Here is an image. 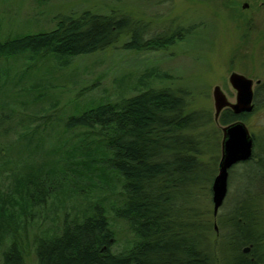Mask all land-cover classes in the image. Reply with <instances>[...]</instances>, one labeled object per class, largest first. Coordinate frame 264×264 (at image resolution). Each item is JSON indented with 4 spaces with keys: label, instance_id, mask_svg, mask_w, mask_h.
I'll list each match as a JSON object with an SVG mask.
<instances>
[{
    "label": "rangeland",
    "instance_id": "1",
    "mask_svg": "<svg viewBox=\"0 0 264 264\" xmlns=\"http://www.w3.org/2000/svg\"><path fill=\"white\" fill-rule=\"evenodd\" d=\"M86 10L128 14L148 22L150 36L181 31L183 38H176L174 44L161 50L132 51L123 47L128 39L124 34L116 43L92 54L69 58L27 52L0 60L2 75L10 71L0 91V111L14 117L13 125L21 115L24 124L0 136V215L4 217L6 208L17 216L0 222V259L10 243L17 240L27 261L34 262L38 238L55 236L66 217L78 219L97 202L105 206L116 232L114 252L129 249L137 239L127 221L114 212V207L124 202L122 176L104 162L100 145L85 148L96 135L89 136L81 127L65 132L63 118L89 105L119 101L148 88H170L186 98L188 111H198L206 117L207 122L192 134L200 144L203 168H216L215 178L224 126L215 120V86L219 85L235 102L237 92L229 82L232 71L252 78L254 92L256 81L264 82V0H0V35L6 38L9 33L49 30L58 16ZM256 100L258 109L245 122L252 136H263L257 146L261 153L264 94ZM48 113L60 122L52 130L48 128L53 134L49 137L44 134L45 128L38 126L43 122L41 115ZM36 126V132L28 131ZM32 139L35 145L29 144ZM253 153L249 162L231 169L228 193L217 217L212 190L207 189V184L195 188L192 209L197 212L196 219L209 226L205 233L211 243H229L233 232L242 229L236 222L245 215L249 220L256 216L255 228H261L264 162L256 164L257 150ZM34 164L53 167L49 182H62L63 189L45 204L24 203L21 213L22 198L29 197V189L21 181ZM13 200L19 205L15 210L11 207Z\"/></svg>",
    "mask_w": 264,
    "mask_h": 264
},
{
    "label": "trees",
    "instance_id": "2",
    "mask_svg": "<svg viewBox=\"0 0 264 264\" xmlns=\"http://www.w3.org/2000/svg\"><path fill=\"white\" fill-rule=\"evenodd\" d=\"M148 28V22L128 14L86 10L60 15L52 29L22 35L9 33L6 38L0 35V60L27 52L69 58L92 54L116 43L124 34L128 39L123 47L132 51L161 50L174 44L176 38H183L181 31L150 36ZM9 73L0 72V91ZM259 92L264 94V84ZM187 106L186 98L175 90L148 88L119 101L89 105L62 119L65 132L81 127L89 136L96 135L85 148L100 145L104 162L122 176L124 202L114 207V212L127 221L136 235L129 249L113 251L116 232L105 206L97 202L78 219L66 217L55 236L38 238L34 262L27 261L19 242L14 240L3 252L0 264H243L240 242L249 239H243L241 231H237L227 244L209 242L205 233L209 226L198 221L192 209L195 188L207 184V189L212 190L216 168H203L200 144L192 134L207 119L198 111H188ZM52 116L41 115L43 122L38 125L45 128L47 137L52 134L49 129L60 125ZM21 117L15 125H24ZM238 118L226 111L219 121L227 124ZM14 121L10 113L0 111V136L14 131ZM38 126L28 131L36 132ZM29 144L36 143L32 139ZM53 170L46 165L30 166L21 181L29 189V197L22 198L23 207L13 200L12 210L19 206L22 213L24 203L45 204L61 191L62 182H49ZM3 216L0 222L7 217L15 219L16 212L13 215L5 208ZM236 225L239 229L242 226L239 222Z\"/></svg>",
    "mask_w": 264,
    "mask_h": 264
},
{
    "label": "water",
    "instance_id": "3",
    "mask_svg": "<svg viewBox=\"0 0 264 264\" xmlns=\"http://www.w3.org/2000/svg\"><path fill=\"white\" fill-rule=\"evenodd\" d=\"M229 82L236 89V101L229 100L223 89L216 85L213 91L215 103V120L219 122L221 111L231 107L235 112L251 111L254 107V80L237 71H232ZM260 83V80L256 81ZM223 139L221 159L218 166V174L212 184V199L214 204V216L218 215L228 192L229 169L240 161H246L253 155V136L243 120H237L226 124L222 128ZM215 228L218 229L217 223Z\"/></svg>",
    "mask_w": 264,
    "mask_h": 264
},
{
    "label": "flooded vegetation",
    "instance_id": "4",
    "mask_svg": "<svg viewBox=\"0 0 264 264\" xmlns=\"http://www.w3.org/2000/svg\"><path fill=\"white\" fill-rule=\"evenodd\" d=\"M263 84H264V82L261 79H260V83L256 84L257 85V91L254 92V98H253L254 107L251 111H241L238 113V112H235V110L233 108L226 107L221 111L220 117L222 114H224L227 111V112H232L235 115L240 117V118L235 119L231 122H228L227 124L232 123V122L237 121V120H243L245 122V119L247 118V116L258 109V103H257L256 97H259L261 95L259 91H260L261 87L263 86ZM253 89H254V86H253ZM220 117H219V120H220ZM243 117H245V118H243ZM224 125H226V124H224ZM260 137H263V136H257V137L253 136V152L255 151V149L257 150V155H255V156H257V162H255L256 164H262L264 162V158L262 156V154L264 153V146L262 147V152H261L262 154L258 151V148H257ZM252 157H253V155H252ZM240 163H242V162L241 161L237 162L231 166V168L229 169V178L231 175V169ZM229 178H228V185H229ZM228 189H229V186H228ZM245 216H243L239 220V222L242 225V229L240 230L242 238L243 239H245V238L249 239L248 242L246 240H243V242H240L241 243L240 244V255L242 256L243 264H264V221H263V216L259 218V224L260 225L262 224L260 229L255 228V224H257V222H258V219L256 216H253L251 218L253 221L247 219ZM215 223H217V225H218L217 219H216ZM217 231H218V229H217Z\"/></svg>",
    "mask_w": 264,
    "mask_h": 264
},
{
    "label": "bare ground",
    "instance_id": "5",
    "mask_svg": "<svg viewBox=\"0 0 264 264\" xmlns=\"http://www.w3.org/2000/svg\"><path fill=\"white\" fill-rule=\"evenodd\" d=\"M216 229V228H215ZM218 229H219V227H218ZM217 230V229H216Z\"/></svg>",
    "mask_w": 264,
    "mask_h": 264
}]
</instances>
